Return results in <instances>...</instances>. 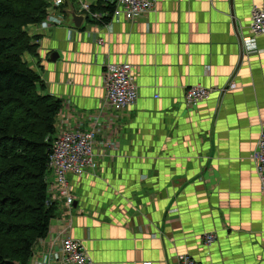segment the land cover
Masks as SVG:
<instances>
[{
  "label": "crops",
  "instance_id": "0c3cea01",
  "mask_svg": "<svg viewBox=\"0 0 264 264\" xmlns=\"http://www.w3.org/2000/svg\"><path fill=\"white\" fill-rule=\"evenodd\" d=\"M255 9L264 0H156L135 20L114 14L94 24L91 39L42 32L48 59L60 57L32 67L63 110L100 116L108 63L133 66L140 97L118 116L117 150L104 146L115 126L101 121L95 172L70 176L75 204L57 202L28 264H62V234L80 240L94 264H177L180 253L203 264H264V192L251 159L264 127V37L255 51L244 47ZM192 86L214 93L186 103Z\"/></svg>",
  "mask_w": 264,
  "mask_h": 264
},
{
  "label": "trees",
  "instance_id": "16d2710c",
  "mask_svg": "<svg viewBox=\"0 0 264 264\" xmlns=\"http://www.w3.org/2000/svg\"><path fill=\"white\" fill-rule=\"evenodd\" d=\"M44 5L45 0H0V264H28L58 207L50 201L47 178L64 102L39 92L46 82L22 61L25 52L36 54L26 25L41 21ZM92 9L108 12L102 18L107 24L115 5L99 1Z\"/></svg>",
  "mask_w": 264,
  "mask_h": 264
},
{
  "label": "built area",
  "instance_id": "2783aa9c",
  "mask_svg": "<svg viewBox=\"0 0 264 264\" xmlns=\"http://www.w3.org/2000/svg\"><path fill=\"white\" fill-rule=\"evenodd\" d=\"M79 5L80 14L85 15V22L92 26L95 22L104 25L102 18L109 15L108 12L93 11V3L90 0H75ZM115 5L114 14H120L128 20H135L151 12L156 4V0H111ZM252 25L250 34L244 38V47L247 53H251L257 48V36L264 37V10L252 12ZM89 19L91 21H89ZM84 22V23H85ZM83 28L85 29L86 27ZM105 40H99L100 45H104ZM236 84H230V90L236 89ZM104 97L102 98L100 116H91L82 112H77L75 116L68 110H62L57 118V132L55 134L53 146L48 161V169L53 173L54 181L49 186L50 201L52 203L61 202L68 210H72L76 201L72 181L73 177H83L84 175L95 172L97 167V141L104 123L111 121L114 114L125 111L139 100L140 91L134 76L133 66L130 63H108L105 67ZM214 90L192 86L185 93L186 103H198L208 100ZM65 108V107H64ZM90 120L89 130L83 131L85 121ZM104 123H101V121ZM75 127H71V123ZM114 140L111 134L106 139L104 146L111 148ZM252 161L256 165V172L260 180L261 190L264 192V127L260 133L256 149L252 156ZM55 176L58 177L56 181ZM70 176H73L70 178ZM51 175L48 177L50 178ZM47 178V179H48ZM71 225L68 226V229ZM217 240V234L209 232L204 234V243L210 248ZM59 241L62 251V264H94L87 254L83 243L71 236L62 234L56 238ZM54 253L50 249L49 255ZM146 264H151L147 262ZM177 264H203L197 261L189 253H180L177 256Z\"/></svg>",
  "mask_w": 264,
  "mask_h": 264
},
{
  "label": "rangeland",
  "instance_id": "374dc122",
  "mask_svg": "<svg viewBox=\"0 0 264 264\" xmlns=\"http://www.w3.org/2000/svg\"><path fill=\"white\" fill-rule=\"evenodd\" d=\"M74 4H75L76 8L79 7V5L76 2H74ZM44 7H46V8H45V10H43V12H41L42 13L41 14V16H42L41 21L40 22H34L33 21V23H29L26 25L27 26L26 31L29 34V36L32 38V41H31L32 45H36V47H37L36 48V54H34L31 51H27L22 55V61L31 67L32 66L33 67L42 66V65H44L45 62H47L50 64L49 67L52 68L55 65H53V63H51L50 60L48 59L49 52L53 49V48H51L52 44L49 43V41H47L48 42L47 44L45 42L41 41V40H43V37H44V36H42V32L50 31V32L55 33L56 31H61V30L66 31L65 29H68L69 36H68L67 40H69V38H71V36H73V34L75 32L78 33L79 31L73 30V29H71L65 25V18H66V15L64 13V8L66 7V1L65 0H45V5L43 6V8ZM76 12L78 14H80L79 13L80 11L78 9ZM96 23H98V22H95L94 24H96ZM94 24L92 26L89 22H85L84 27H86V28L83 31H81L85 35L89 36L90 39L93 38V34L95 33L94 31L96 30L94 27ZM54 37L56 38V35H54ZM81 38H82V36L80 35V39ZM42 57H43L44 63L40 62V59ZM38 59H39V61H38ZM62 60H63V55H62ZM34 61L37 62V65L31 64ZM61 61H59V62H61ZM65 63L68 66V71H70L71 62L69 60H66ZM122 63H125V62H122ZM59 64L60 63H58V65ZM50 89L52 91V87H50ZM50 89H49V86L47 85L45 90H41L39 92H41L42 94L51 93ZM137 103H136V105H137ZM135 106H133V107H135ZM68 110L71 112L70 107H68ZM122 112H124V111H122ZM122 112H119V114L118 113L114 114L111 122H109V123L107 122V126L111 123L110 125H111L112 129L115 126V129L110 131L111 135L113 137V140H114V144L112 146V149H114V150H117L118 147H120L119 143H118L119 127H118L117 123H118V118H119L118 116ZM97 165H98V162H97ZM48 173H49V175H51V177L47 179L48 189H49L50 184H52L54 181V176H53L52 172H48ZM55 179H56V181H58L57 176H55ZM73 180L71 179L72 183H73ZM6 208L9 211L12 210V208L9 206H7Z\"/></svg>",
  "mask_w": 264,
  "mask_h": 264
},
{
  "label": "water",
  "instance_id": "95a60500",
  "mask_svg": "<svg viewBox=\"0 0 264 264\" xmlns=\"http://www.w3.org/2000/svg\"><path fill=\"white\" fill-rule=\"evenodd\" d=\"M64 13L66 15V26L73 29V30H81L83 27V24L86 20L84 14H78L71 3V1H67V7L64 8ZM60 55L58 52H53L51 54L50 60L53 63H56L59 59Z\"/></svg>",
  "mask_w": 264,
  "mask_h": 264
}]
</instances>
